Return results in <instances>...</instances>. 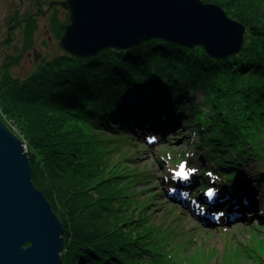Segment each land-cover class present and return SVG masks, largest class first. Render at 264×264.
<instances>
[{"label":"trees","instance_id":"16d2710c","mask_svg":"<svg viewBox=\"0 0 264 264\" xmlns=\"http://www.w3.org/2000/svg\"><path fill=\"white\" fill-rule=\"evenodd\" d=\"M59 1H47L57 38L69 21L57 19ZM203 1L218 3L245 24L236 54L214 59L198 46L151 39L129 48L107 46L88 59L56 54L23 78L8 73L13 60L1 66L0 108L25 143L32 181L62 223L63 264L182 263L166 260L151 228L131 226L139 205L119 195L124 174L113 169L108 144L116 137L108 133L166 135L193 123L200 137L194 147L204 149L196 150L197 160L203 164L201 154L208 159L201 173L213 177L201 186L200 206L218 220L233 211L240 218L249 213L245 162L264 158V0ZM35 18L14 22L22 26L24 49ZM258 180L264 186V169ZM230 241L239 250L225 247V264H264L251 244Z\"/></svg>","mask_w":264,"mask_h":264},{"label":"rangeland","instance_id":"374dc122","mask_svg":"<svg viewBox=\"0 0 264 264\" xmlns=\"http://www.w3.org/2000/svg\"><path fill=\"white\" fill-rule=\"evenodd\" d=\"M47 1L0 0V72L6 61L13 60L16 62L6 68L8 73L23 78L43 58L65 53L58 45L59 38L51 20L54 10L47 8ZM29 14H36L35 25L29 49H24L22 26L14 25V22ZM68 15L67 9L56 7L60 22H64ZM196 97L199 101L200 94L197 93ZM0 119L17 135L14 121L6 118L1 108ZM198 134L193 123L182 125L179 130L166 135L107 134L116 137L108 144L113 169L124 174L119 195L131 205H139L132 210L131 226L138 224L142 231L151 228L155 233L150 235L156 238L157 246L168 254L166 260L179 259L181 264H223L225 247L229 246V250L235 252L239 250L238 244L230 246V240L251 244L264 255V227L259 218V214H264V186L256 185L258 175L264 169V158L261 163L245 162L244 172L249 170V178L244 179L250 202L247 205L249 213L240 218L231 212L228 220H218L200 206L197 199L199 193L203 192L205 196V188L200 190L203 183L213 179L212 174L201 173L207 169L208 159L201 154L203 162L200 163L203 164L197 160L199 153L196 150L204 152L203 148L194 147L200 138ZM17 136L21 139L20 134ZM179 161L184 162L183 170L180 167L178 170L185 172V177L173 172ZM117 200L116 204L120 206Z\"/></svg>","mask_w":264,"mask_h":264},{"label":"water","instance_id":"95a60500","mask_svg":"<svg viewBox=\"0 0 264 264\" xmlns=\"http://www.w3.org/2000/svg\"><path fill=\"white\" fill-rule=\"evenodd\" d=\"M58 45L76 58L160 39L220 59L240 51L245 24L203 0H61ZM173 172L181 173L179 167ZM187 174L182 171L180 176ZM63 227L31 178L25 143L0 119V264H63Z\"/></svg>","mask_w":264,"mask_h":264},{"label":"snow or ice","instance_id":"6c2138e0","mask_svg":"<svg viewBox=\"0 0 264 264\" xmlns=\"http://www.w3.org/2000/svg\"><path fill=\"white\" fill-rule=\"evenodd\" d=\"M181 170H183V165L181 166ZM180 174H182V171H181V173H178V175H180Z\"/></svg>","mask_w":264,"mask_h":264},{"label":"bare ground","instance_id":"6f19581e","mask_svg":"<svg viewBox=\"0 0 264 264\" xmlns=\"http://www.w3.org/2000/svg\"><path fill=\"white\" fill-rule=\"evenodd\" d=\"M248 201V200H247Z\"/></svg>","mask_w":264,"mask_h":264}]
</instances>
